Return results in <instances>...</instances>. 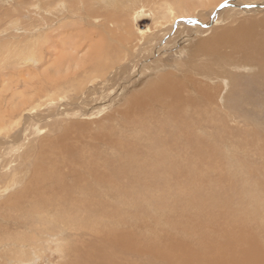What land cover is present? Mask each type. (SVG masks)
Wrapping results in <instances>:
<instances>
[{
  "label": "rangeland",
  "instance_id": "1",
  "mask_svg": "<svg viewBox=\"0 0 264 264\" xmlns=\"http://www.w3.org/2000/svg\"><path fill=\"white\" fill-rule=\"evenodd\" d=\"M244 21L262 28L264 0H0V264H207L208 244L264 242L263 114L229 111L220 65L188 56ZM239 59L225 71L255 72ZM171 70L222 87L145 94Z\"/></svg>",
  "mask_w": 264,
  "mask_h": 264
},
{
  "label": "bare ground",
  "instance_id": "2",
  "mask_svg": "<svg viewBox=\"0 0 264 264\" xmlns=\"http://www.w3.org/2000/svg\"><path fill=\"white\" fill-rule=\"evenodd\" d=\"M210 5H211V3H210ZM168 12L172 16V19L176 18L175 14H174L175 12L172 8H169ZM138 21L141 22L142 20L138 19L137 22ZM246 22L247 21H244L243 24H241L242 27H240L239 29H232V30L228 29L227 30L225 28L224 29L222 28L219 30V32H217L216 29H211L210 31H207L208 32V33L206 32L207 37L199 38V40L197 41L198 43H196L194 48L192 47L193 49L191 48L192 49V55H188V56H190V59L201 58V60H202L201 64H198L197 66H195L196 70H197L196 71L197 75L203 74V72L208 68L207 66L209 65V63L211 64V62H213L216 65H220V67L223 69V70L220 69V71H222V72H218L220 74H218V73L213 74L212 78L210 77L211 80H219V78H221L222 80L225 79L227 81V83H228L227 88L228 89L225 91V93L223 91V93L226 94L225 99L227 100L226 104L228 105L229 111H232L233 113H235L237 115H242L244 120L246 119L247 121H249L248 120L250 118L249 116L255 117L254 114H257L258 111H260L263 114V118H264V24H261V27L263 29L262 28L257 29V26H254L255 24L253 22H251L250 24L246 23ZM259 26H260V24H259ZM138 29L144 30L142 27H139V26H138ZM100 36L101 35L99 34V37ZM109 48H110V45L108 43H106L105 40H103L100 43L98 49L95 48L98 51V52L96 51V56H95L97 58L96 61H99V59H100L99 56H101V57L106 56ZM223 49H229V50L223 51ZM94 52H95V50H94ZM236 56L240 57L239 60H240L241 65L243 63L246 66L252 65L253 68L255 67V69H256L255 72L254 73L252 72L251 75H246V77H245V75H243V76H241V78H239V76L237 77V75H233L232 73L228 72L227 70L225 71L224 66L227 65L228 61L229 62H230V60L234 61ZM115 57H116V55H115ZM96 58H93L94 61ZM90 59L92 60V57L89 58V60ZM107 60H108V58H107ZM93 63L94 62L91 63V66H93ZM98 63H100V62H98ZM198 63H200V60L198 61ZM99 68H101V67L99 66ZM187 73H189V71H187ZM183 75L185 76V74H183ZM181 78L174 75L172 70L169 72H166L165 74H161L158 81H156V82L154 81L152 83L150 82L148 84L147 88H145L146 90H144V91H146L145 94H148V93L149 94H166V97H164V98L166 100H168V102L170 104H172V103L174 104L173 99L175 98V96H178L180 98L179 104L182 106H185L186 104L192 105L193 103H196V97L193 99H191L192 97L191 98L187 97L188 99L184 98V97L182 98V94H181L182 91L181 90H183V88H186L187 87L186 85H188V86L191 85L192 89L195 91V94H199L198 95V101H197V103H199V104L203 103V102H205V103L213 102L214 94H217V92L222 87V83H221L222 80L213 83V87L212 86L208 87L207 83L204 84V82H197L194 79H192L189 75L186 79L184 78L185 79L184 81H182ZM215 78H217V79H215ZM257 78H261L262 80L257 82L255 80ZM207 80H208V78H207ZM210 89H212V90H210ZM216 89H217V91H216ZM211 94H213V95H211ZM150 97H151V95L148 97V99ZM171 100H173V101H171ZM135 101H137V100H135ZM243 101H244V104L247 103L249 106L253 107L250 110H248L249 108L248 109L246 108L249 111V116L247 114H244L246 110L244 111L242 109L241 103ZM171 112L176 113V114L181 113L179 110H175V111L173 110ZM257 115H259V114H257ZM256 122H257V119H256ZM188 123H190L189 126H188ZM193 123H194V120L190 121V118L187 115L183 114V118L181 120H179V121L176 120V127L179 129H185V128L188 129V127H190ZM257 125H258V122H257ZM254 126H256V125H254ZM255 128H257V127H255ZM258 128H260V126ZM37 167L39 168V166H37ZM39 169H41V168H39ZM47 169H49V168L45 167L44 170H47ZM49 170H51V169H49ZM232 240L233 239H227L226 240L227 242L226 241L224 242L223 245L225 247L223 249H225V250H216V247H212L209 244L204 246L203 248H204L205 252H203V253L199 252V254H201L203 256V258L199 259V262L204 263V262L208 261L207 264H210V263H212V264H264V242H260L258 240H254V239L243 240L240 238L234 242ZM206 249H208L209 251L206 252ZM213 249L216 251H213ZM154 250L156 251L157 254L155 252H153V250H149L147 252L149 255H152V256H153V254L159 255L158 249H154ZM188 255L191 256L190 254H188ZM192 258H193V256H191L190 258H186L185 260L187 262ZM100 259H99V263L97 262V264H106L107 263L106 256L101 255ZM163 260H164L163 264H168L170 261V259H169V261L165 260V259H163ZM194 261H196V260L194 259ZM189 263H190V261H189Z\"/></svg>",
  "mask_w": 264,
  "mask_h": 264
}]
</instances>
